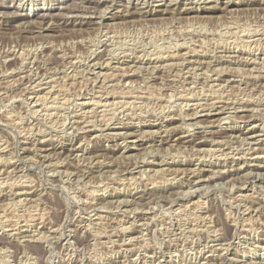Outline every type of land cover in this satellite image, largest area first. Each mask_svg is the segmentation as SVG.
<instances>
[{
    "label": "rangeland",
    "instance_id": "1",
    "mask_svg": "<svg viewBox=\"0 0 264 264\" xmlns=\"http://www.w3.org/2000/svg\"><path fill=\"white\" fill-rule=\"evenodd\" d=\"M0 264H264V0H0Z\"/></svg>",
    "mask_w": 264,
    "mask_h": 264
},
{
    "label": "bare ground",
    "instance_id": "2",
    "mask_svg": "<svg viewBox=\"0 0 264 264\" xmlns=\"http://www.w3.org/2000/svg\"><path fill=\"white\" fill-rule=\"evenodd\" d=\"M224 3V2H223ZM190 60V59H189ZM125 72V71H124ZM213 174V173H212ZM188 188V187H187ZM193 190V189H192ZM189 194V193H188Z\"/></svg>",
    "mask_w": 264,
    "mask_h": 264
}]
</instances>
